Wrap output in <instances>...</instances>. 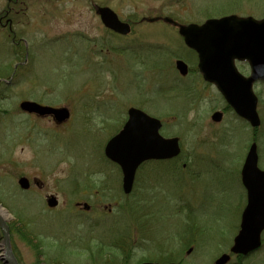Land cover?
<instances>
[{"label":"rangeland","instance_id":"obj_1","mask_svg":"<svg viewBox=\"0 0 264 264\" xmlns=\"http://www.w3.org/2000/svg\"><path fill=\"white\" fill-rule=\"evenodd\" d=\"M7 3L0 0V13ZM96 6L130 21L131 32L121 38L107 33ZM229 14L261 19L264 0L17 1L9 21L0 22V79L10 87L0 94V207L18 264H104L109 258L116 264H214L222 253L230 254L227 264H264V231L255 252L240 259L228 251L245 206L240 169L252 142L264 170V81L253 85L260 125L252 128L214 85L201 81L196 55L164 21L200 24ZM154 17L161 20L150 22ZM9 25L26 46L25 58L14 54ZM102 38L109 48L99 50ZM177 59L188 65L185 77L175 69ZM236 65L249 74L246 63ZM5 68H16L11 79ZM22 100L67 107L70 117L57 124L27 114L19 109ZM131 106L160 119V132L176 136L181 153L176 169L139 167L133 192L124 195L121 172L103 148ZM214 111L222 113L220 122L211 120ZM101 171L111 188L104 203L88 187ZM21 176L30 188H19ZM51 194L58 200L52 208L46 203ZM2 240L0 231V249ZM125 241L132 247L126 259Z\"/></svg>","mask_w":264,"mask_h":264},{"label":"water","instance_id":"obj_2","mask_svg":"<svg viewBox=\"0 0 264 264\" xmlns=\"http://www.w3.org/2000/svg\"><path fill=\"white\" fill-rule=\"evenodd\" d=\"M102 26L120 34L131 31L130 24L118 18L108 6H96ZM150 21H153L151 19ZM164 21L172 22L166 17ZM184 44L197 54V68L205 82L214 84L233 112L251 127H258L260 119L256 110L257 97L253 92L255 82L264 81V17H241L234 14L218 18H208L201 24H179L178 32ZM235 61L247 62L248 76L241 74ZM175 69L179 75H187L188 66L182 59L175 60ZM21 111L38 117L50 116L55 123H65L70 116L67 107L42 105L35 101L22 100ZM127 120L121 129L108 139L104 145V156L118 165L121 170V188L129 194L133 187L135 171L145 161L163 160L176 157L180 153L177 137H163L159 130L158 118L145 113L139 108H127ZM222 113L215 111L211 120L220 122ZM257 146L252 143L245 155L241 167V183L246 190L247 202L242 210L239 229L234 236L229 250L234 255L243 257L260 249L261 233L264 231V170L257 166ZM19 188L30 187L29 180L21 176ZM57 196L46 198L47 207L58 205ZM89 210L88 203L81 205ZM0 231L3 236V248L0 249V261L3 264H18L10 250L9 227L0 215ZM190 250H188L189 252ZM229 253L219 255L214 264H227ZM140 264H176V262L143 261Z\"/></svg>","mask_w":264,"mask_h":264},{"label":"trees","instance_id":"obj_3","mask_svg":"<svg viewBox=\"0 0 264 264\" xmlns=\"http://www.w3.org/2000/svg\"><path fill=\"white\" fill-rule=\"evenodd\" d=\"M18 0H8V3H7V6L6 8L0 13V22L1 20L4 18V17H7V20H8V16L10 15V13L12 12L13 10V7L15 6V4L17 3ZM9 21V20H8ZM131 26H132V23L130 21H128ZM5 26V24H3ZM12 29L10 28V25H9V35L12 37V42H13V47H14V54L15 56L19 57L21 56L20 58H25L26 57V54H27V49H26V46L21 44V41L20 38H16V34L13 33L11 31ZM107 30V29H106ZM107 33L111 34L112 36H115V37H119L121 38V36H118L114 33H112L110 30H107L106 31ZM15 41V42H14ZM102 43L100 42H97V45H98V48H100L99 50H102L103 48H109L108 46V42L105 40V39H101ZM20 68V66H19ZM15 71H16V68H12L10 71H9V68H5V74H7V76H5V78L8 79H11L12 76L15 75ZM5 79H0V94L2 95V93H4L5 91H7L10 87L4 82ZM100 173V176L98 177V180L95 181V180H92L90 179L89 182H88V187H90L91 190H95V191H99V193H105V190L107 189H111L110 187H108V182L105 180V174L104 172H99ZM90 177V176H89ZM76 184H80V183H76ZM1 190V188H0ZM94 194H97V193H94ZM120 207L125 210V211H129V207H128V204H120ZM26 228H23L22 230L20 229V235L28 241L27 239V232H26ZM26 233V234H25ZM38 237V236H37ZM123 238V236L121 237V239ZM120 241V240H119ZM41 242V241H40ZM40 242L38 243L40 245ZM114 243H117V242H114ZM31 244V243H30ZM32 247L35 249L36 248V245H33L31 244ZM100 248V247H99ZM121 249H126V255H125V259L130 255V250L132 249L131 246L128 245V243L126 244V241L123 242L121 244ZM100 250V249H99ZM241 259V257H240ZM104 264H116L115 262H113V258H109L106 262H104ZM118 264H124L122 262V260H120L118 262ZM125 264H126V260H125Z\"/></svg>","mask_w":264,"mask_h":264},{"label":"flooded vegetation","instance_id":"obj_4","mask_svg":"<svg viewBox=\"0 0 264 264\" xmlns=\"http://www.w3.org/2000/svg\"><path fill=\"white\" fill-rule=\"evenodd\" d=\"M157 20H161V17H159ZM167 23V22H166ZM168 24H171L172 26H174V27H178V25L175 23V21H173L172 20V22H170V23H168ZM194 55H195V53H194ZM196 58H197V56H196ZM200 75V78H201V81H203L204 83H207V84H209L208 82H205L203 79H202V76H201V74H199ZM180 76V75H179ZM180 77H185V76H180ZM209 85H212V84H209ZM51 118V117H50ZM52 119V118H51ZM257 132V130H253V133L255 134ZM256 135V134H255ZM176 158H170V159H165V160H151V161H147V162H144L142 165H145V164H149V165H160L161 167H172V168H174V169H176V162H177V160H175ZM244 160V159H243ZM174 165V166H173ZM141 167V166H140ZM159 167V166H158ZM139 169V168H138ZM137 173V172H136ZM147 178H150L149 176H146ZM135 178H136V174H135ZM135 178H134V183H133V188H134V184H135ZM149 179H146V181H148ZM133 188H132V190H131V192H133ZM245 191V190H244ZM97 192V194H92L94 197H96L97 198V201L99 202V203H104L107 199H106V195H107V193H100L99 194V192L98 191H96ZM131 192L128 194V195H130L131 194ZM80 202L78 201V202H76V205L77 206H79L80 204H79ZM245 204H246V192H245ZM110 203H108L107 204V206H108V208H107V211L108 212H111V207H110ZM90 207V206H89ZM82 208V210L83 211H85V212H87L88 210H84L83 209V207H81ZM91 208V207H90ZM104 208H106L105 206H104ZM90 210V209H89ZM146 215L147 214H142L141 216H138V217H141V218H144V217H146ZM134 219H135V216L133 217V216H131V220H132V222L134 221ZM133 227V228H132ZM131 228H132V230L134 231V225H132L131 224Z\"/></svg>","mask_w":264,"mask_h":264},{"label":"bare ground","instance_id":"obj_5","mask_svg":"<svg viewBox=\"0 0 264 264\" xmlns=\"http://www.w3.org/2000/svg\"><path fill=\"white\" fill-rule=\"evenodd\" d=\"M5 209H2L1 207H0V215L2 216V217H6L7 216V214H6V212L4 211Z\"/></svg>","mask_w":264,"mask_h":264}]
</instances>
